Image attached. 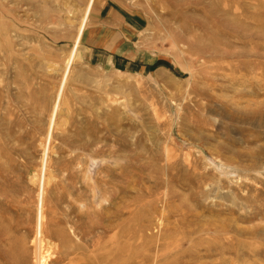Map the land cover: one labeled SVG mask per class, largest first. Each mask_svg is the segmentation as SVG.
<instances>
[{"label": "rangeland", "instance_id": "374dc122", "mask_svg": "<svg viewBox=\"0 0 264 264\" xmlns=\"http://www.w3.org/2000/svg\"><path fill=\"white\" fill-rule=\"evenodd\" d=\"M0 12V264H264V0Z\"/></svg>", "mask_w": 264, "mask_h": 264}, {"label": "bare ground", "instance_id": "6f19581e", "mask_svg": "<svg viewBox=\"0 0 264 264\" xmlns=\"http://www.w3.org/2000/svg\"><path fill=\"white\" fill-rule=\"evenodd\" d=\"M6 1V0H5ZM17 5V4H16ZM3 7V6H2ZM1 15H2V12H0V34H1V36H0V39H3L4 40V38H5V42H8V43H10V45H11V58H12V60H14L13 58H15L17 55H18V39H19V34H18V27H15L14 25H12L11 23H9V22H7V21H5L4 19H3V17H1ZM20 15V14H19ZM8 18V17H7ZM12 19V18H11ZM27 20V19H26ZM11 21V20H10ZM86 23H87V20L86 19H84L83 20V22L79 25V27H78V32H80L81 34H82V31L85 29V26H86ZM11 24V25H10ZM27 26H28V24H26ZM20 27V26H19ZM30 28H32V27H30ZM25 34V33H24ZM22 37H24V36H22ZM80 37L79 38H77V40H76V42H75V50L68 56V58L66 59V62H65V64L63 65V67H62V69H63V75H62V78H61V91L63 92L64 90H65V84L69 81V78H70V76H71V73H72V71H73V68H74V62L77 60V58H78V54H79V50L77 49V47L79 46V44H80ZM24 44V43H23ZM1 45V44H0ZM6 47H8V46H6ZM0 51L2 52V46H0ZM29 54V53H28ZM8 56H10V55H8ZM22 56V55H21ZM7 57V56H6ZM21 58V57H20ZM2 57H0V62L2 61ZM5 59V58H4ZM10 59V58H9ZM27 59V58H26ZM21 60H23V59H21ZM46 60V59H45ZM47 61V60H46ZM45 61V62H46ZM1 64V63H0ZM15 64H18V63H15ZM31 65V64H30ZM21 67V66H20ZM54 67H56V66H54ZM34 68V67H33ZM60 69H61V67H60ZM48 70H49V68H48ZM11 71V70H10ZM12 72H13V70H12ZM1 85V84H0ZM9 86V85H8ZM13 87V86H12ZM9 89V88H8ZM62 102H60V103H58L57 104V108H61L62 107ZM57 113H54L53 115H56ZM60 114V113H59ZM51 121H52V124H54V119H51ZM51 131H52V129H51ZM48 133H49V137H50V127H49V131H48ZM52 137V136H51ZM47 138V137H46ZM52 139V138H51ZM50 139V140H51ZM48 140L49 139H47V142H48ZM49 140V141H50ZM46 147V146H45ZM50 148V147H49ZM48 150V149H47ZM46 149H45V151H47ZM49 151V150H48ZM47 151V152H48ZM47 152H44L45 153V155H48V154H46ZM50 152V151H49ZM46 157H44V160H47V158L45 159ZM46 162V161H45ZM48 162V161H47ZM46 164V163H45ZM47 166V165H46ZM44 167V166H43ZM45 168V167H44ZM43 171H46V170H43ZM45 173V172H44ZM46 174H47V172H46ZM35 178V177H34ZM41 180V179H40ZM42 182V181H41ZM48 183V178H47V175H44V177H43V187L46 185ZM40 185V184H39ZM44 190V189H43ZM45 190H46V188H45ZM42 192V189H41V191H40V193ZM45 193V192H44ZM43 193V194H44ZM40 195H42V194H40ZM44 196H45V194H44ZM39 197H41V196H39ZM43 198V200L41 199V208H39L40 209V211H39V215H38V234H44V213H43V211H44V197H42ZM40 203V202H39ZM38 203V204H39ZM40 205V204H39ZM45 212V211H44ZM46 223H47V221H46ZM47 225V224H46ZM46 228H47V226H46ZM50 248V247H49ZM52 248V247H51ZM43 251V250H42ZM41 251V252H42ZM46 252V251H45ZM44 252V253H45ZM43 253V254H44ZM42 254V253H41ZM40 254V255H41ZM42 254V255H43ZM38 257V256H37ZM40 257V256H39ZM42 257V256H41ZM41 257H40V259H41ZM45 257V255H43V258ZM36 258V257H35ZM43 260V259H42ZM47 261V260H46ZM40 262V261H39ZM35 264V263H34ZM40 264H41V262H40ZM42 264H45V261H42Z\"/></svg>", "mask_w": 264, "mask_h": 264}]
</instances>
